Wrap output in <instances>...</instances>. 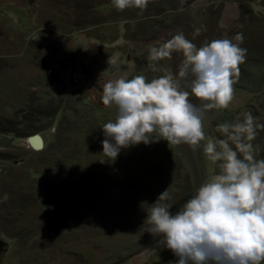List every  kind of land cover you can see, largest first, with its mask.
<instances>
[{
    "label": "rangeland",
    "instance_id": "rangeland-1",
    "mask_svg": "<svg viewBox=\"0 0 264 264\" xmlns=\"http://www.w3.org/2000/svg\"><path fill=\"white\" fill-rule=\"evenodd\" d=\"M69 1L0 0L1 121H14L19 112L28 115L33 110L38 113L56 110L49 118L29 117L32 118L29 124L40 130L37 132L43 144L40 150L28 144L29 137L7 131L0 134V237L5 228H15L30 238L26 247L33 241L41 243L35 253L12 244L2 263L0 253V264H169L170 261L174 264L177 258L157 244L158 238L145 232L147 225L142 227L146 212L167 188L170 211L177 210L209 177L212 166L204 158L202 145L168 146L162 140L122 150L114 163L101 164L100 127L115 112L100 102L102 85L119 75L142 74L149 79L159 75L150 66L153 62L148 59L149 49L179 32L197 46L242 33L241 47L247 49V54L239 65L238 78L243 79L237 78L227 109L205 114L204 131L208 136L220 138L216 125L244 111L264 123V87H260L264 68L252 67L264 60V0H148L149 5L141 0L145 3L142 7L133 2L123 10L116 8L113 12L106 8L86 17L83 12L69 9L72 3ZM76 21L96 25L77 27L72 24ZM196 29L200 32L193 36ZM108 57H115L117 63L108 64ZM181 60V55L174 52L158 66L176 72ZM60 127H70L65 135L69 144L65 157L38 167L42 153L43 157L55 156L51 148ZM253 143L258 157L264 158V129L258 130ZM60 180L70 183L64 197L40 193L41 189L56 190L59 185L56 182ZM4 181H11L17 189L35 196L32 202L43 200L50 212L55 211L50 216L38 214L37 221L32 219L31 215L37 214L33 210L19 219L7 216L12 212L3 210L9 201L4 195ZM88 190L95 191L96 197L87 196ZM112 191L116 196L108 194ZM85 200L97 207L115 203L117 220L122 221L135 208L132 216L137 223H123L126 235L83 228L90 218L67 208L71 201ZM58 204L63 208H55ZM93 208L89 211L98 210ZM60 215L72 216L67 220L81 224L78 226L81 232L65 233L49 226L48 221L58 222ZM41 218L47 222L43 226ZM106 237L110 239L105 240ZM54 238H60V242ZM70 249L86 252V260L67 253Z\"/></svg>",
    "mask_w": 264,
    "mask_h": 264
},
{
    "label": "clouds",
    "instance_id": "clouds-1",
    "mask_svg": "<svg viewBox=\"0 0 264 264\" xmlns=\"http://www.w3.org/2000/svg\"><path fill=\"white\" fill-rule=\"evenodd\" d=\"M111 2L123 9L134 0ZM243 40L237 33L197 46L179 32L149 49L150 66L159 75H119L102 85L100 102L115 112L100 127L101 164L114 163L122 150L162 140L168 146L202 145L212 166L177 210L170 211L167 188L146 212L142 227L177 258L174 264H264V158L253 143L264 123L244 111L216 125L220 138L204 131L205 114L227 109L233 99L247 54ZM174 52L182 57L176 72L158 66ZM107 63L117 60L108 57Z\"/></svg>",
    "mask_w": 264,
    "mask_h": 264
},
{
    "label": "trees",
    "instance_id": "trees-1",
    "mask_svg": "<svg viewBox=\"0 0 264 264\" xmlns=\"http://www.w3.org/2000/svg\"><path fill=\"white\" fill-rule=\"evenodd\" d=\"M71 1H72V3L69 4V6H68L69 9H71L74 12H83V14H86L84 17L88 16L89 14H94L93 12H100V10H102V12H104L106 10V8L109 10H112V11H113V9L116 10V8L113 6L111 0H70L69 2H71ZM146 1L148 2V5H149L150 4L149 1L148 0H146ZM150 1H152V0H150ZM134 2H135V0H134ZM137 5L139 7H142L143 5H145V3L143 4L142 2H140V3H137ZM123 9H121V10H123ZM85 22L84 21H79V22L76 21L75 23H72V24L77 26V27L87 26V28L89 26L91 27V26L96 25V24H93L91 22H87V21H85ZM263 53H264V46H263ZM257 61H259V60H257ZM256 63H258V62H256ZM259 64L260 65L254 64L255 66L253 65L252 67L257 68L258 66H260V67L264 68V60H260ZM245 65H247V64L245 63ZM239 78H238L239 80L243 79L241 77H239ZM260 87L261 88L264 87V78L260 82ZM39 111L40 112L38 113L35 110H33L32 114L29 113L28 115H26L25 113L22 114L19 112L16 114V118L14 119V121L5 120L4 122H2L0 119V134L5 135L4 132L7 131L8 133H12L15 135L17 134V136L20 134V135H22V137H31L33 135H37V132H39L40 130L32 127V125L29 124L32 120V118H29L30 115L38 116L40 118H44V117L49 118L51 116V114L53 115L56 112V110H54L53 113H51V111H49V113H48L47 110L45 111L47 113H45L44 111H41V110H39ZM2 119H4V118H2ZM64 128L65 127H60L58 129V131H57L58 138L56 139L55 144H53V146L51 148V152L55 153V156L53 157V155H49V156L43 157L44 153H42L40 155L41 157H39L40 159L38 161L39 162L38 167L48 166V164L51 163L52 161L65 157L64 155L67 152V148L69 147V144L67 143L68 139L66 138L65 135L67 133H69L70 127H67V129H64ZM40 152H42V151H40ZM74 152H76V151L74 150ZM28 177L30 178V172L29 171H28ZM27 180H28V178H27ZM4 182L5 183L2 185V187L5 190L4 195L7 196V200H9V201L5 203V205L3 206V210H7L9 212H12V214H8L7 216L13 215V217L15 219H19L21 216H25L26 214H29V212H31L33 210L34 213H37V214H32L31 215L33 217L32 219H35L37 221L38 218H36V216L38 214L50 216L49 213H51L52 211H55V210H52L50 212V208H48V205L43 200L37 201L35 199L36 201L32 202V200H33V198H35V196L28 195L29 194L28 191H22V190H20V188L17 189V187H15L14 184L11 185V181H4ZM67 182H68L67 180L66 181H64V180L57 181L56 184L59 183V185H57L56 190L55 189L52 190L54 187H52L50 192L46 191L45 189H41L40 193H44V194L50 193L53 196L60 194V197L61 196L64 197L65 194H67V192H68V188H70L68 186V184H70V183L69 182L67 183ZM107 184H110V183L108 182ZM12 186H13V188H11ZM63 188H65V190H66L65 192H63V190H62ZM16 189H17V191H16ZM88 192H90V193H88ZM94 192L95 191L88 190L86 194H87V196H91L92 198H95L97 193L96 192L94 193ZM108 194L110 196H116L114 191L109 192ZM69 199H71V198L69 197ZM97 203H98V201H97ZM57 206L60 208H58ZM57 206H55V208H57V209L63 208L62 205L58 204ZM65 206H67V204H65ZM90 207H94V208L96 207V208H98V210H94V212H90L89 211ZM67 209L71 210V212H73V210H76L75 212H77V214L79 213L82 216H86V217L90 218L91 221H89L88 224H86V225H82L83 228H85V226H89L90 228H97V229H99L100 232H103V233L109 232V235H110V233L113 235L114 234L113 232H115L116 234L126 235V232L124 231L125 227L122 226V225H124L123 223L126 221L130 222V224H136L137 223L136 218L132 216L133 212L135 211V208H132L130 210L131 212L129 213V215L127 217L128 219H126L125 221H122L120 219L117 220L116 209H118V206H116L115 203H110V204H106V205L97 207L94 205L93 202L89 203V201L87 202L86 200H85V202L83 201L81 203H79L78 201H71V203L68 205ZM102 215L105 216L106 218L105 219L102 218ZM70 217H72V216L60 215V217L58 218V222L48 221V224H49V226L51 225L52 228L57 227L59 230L65 232V233L67 231L68 232L73 231L74 234H79V232H81L82 228H79L78 226H81V224L76 223L74 221L71 222L70 220H67ZM102 219H104L105 221H102ZM41 221H42L41 222L42 226L45 223H47L43 218H41ZM126 224H128V223H126ZM127 228H130V226L128 225ZM79 236H80L79 238H82L81 235H79ZM108 239H110V238L106 237L105 240H108ZM29 240H30V238L27 237V234H24V233L20 232V230L18 231L15 228L13 230H11V228H9V229L5 228L3 231H1V237H0L1 263L6 258V256L8 255V253L12 247V244L16 243V245L19 244V246L20 245L25 246V244L28 243ZM54 240L58 243L60 242V238H57V239L54 238ZM39 244H41V243H39ZM39 244L37 243V241H33V243H31L29 245L30 247H26V246L24 247V251L35 253V251H37V249H39L38 248V246H40ZM46 250L49 252V250H51V249L49 247ZM22 251H23V249H22ZM66 252L71 254V255L72 254H78L79 256L83 257L85 260H86L87 255H88L86 252H83L81 250L75 251L73 249H70V250H66Z\"/></svg>",
    "mask_w": 264,
    "mask_h": 264
},
{
    "label": "water",
    "instance_id": "water-1",
    "mask_svg": "<svg viewBox=\"0 0 264 264\" xmlns=\"http://www.w3.org/2000/svg\"><path fill=\"white\" fill-rule=\"evenodd\" d=\"M33 141H34V143H33ZM27 142L32 148H34L36 150H40L43 148L42 140L38 135L29 137Z\"/></svg>",
    "mask_w": 264,
    "mask_h": 264
},
{
    "label": "snow or ice",
    "instance_id": "snow-or-ice-1",
    "mask_svg": "<svg viewBox=\"0 0 264 264\" xmlns=\"http://www.w3.org/2000/svg\"><path fill=\"white\" fill-rule=\"evenodd\" d=\"M141 2V0H137V3H140Z\"/></svg>",
    "mask_w": 264,
    "mask_h": 264
},
{
    "label": "bare ground",
    "instance_id": "bare-ground-1",
    "mask_svg": "<svg viewBox=\"0 0 264 264\" xmlns=\"http://www.w3.org/2000/svg\"><path fill=\"white\" fill-rule=\"evenodd\" d=\"M33 143H34V141H33Z\"/></svg>",
    "mask_w": 264,
    "mask_h": 264
}]
</instances>
